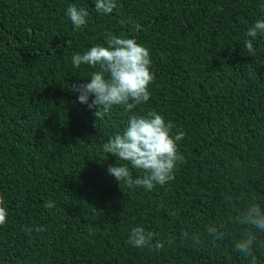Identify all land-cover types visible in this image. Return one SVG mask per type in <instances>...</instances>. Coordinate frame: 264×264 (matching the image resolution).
<instances>
[{
	"label": "trees",
	"instance_id": "trees-1",
	"mask_svg": "<svg viewBox=\"0 0 264 264\" xmlns=\"http://www.w3.org/2000/svg\"><path fill=\"white\" fill-rule=\"evenodd\" d=\"M116 2L103 14L95 0H0V264H253L235 250L248 234L264 264V231L235 222L252 204L264 211V33L245 47L264 0ZM70 5L89 14L79 30ZM107 33L147 48L154 80L147 103L98 119L71 88L96 69L72 57ZM152 111L185 133L184 161L164 186L129 188L107 171L127 162L102 145ZM136 227L152 248L129 244Z\"/></svg>",
	"mask_w": 264,
	"mask_h": 264
},
{
	"label": "clouds",
	"instance_id": "clouds-1",
	"mask_svg": "<svg viewBox=\"0 0 264 264\" xmlns=\"http://www.w3.org/2000/svg\"><path fill=\"white\" fill-rule=\"evenodd\" d=\"M117 8L116 0H95V9L103 14H111ZM66 15L75 30H79L88 23L86 9L70 5ZM131 23V21H129ZM139 29V25H135ZM264 33V18L257 19L245 33L247 39L245 47L248 52H254L253 40L258 34ZM107 46L96 45L83 54H74L72 65L79 68L88 65L96 69L86 83H73L72 91L78 93V102L88 105L89 109H96L95 116L100 119L102 114L108 113L114 107L122 106L131 112L137 105L147 103L151 97L149 90L154 80L150 71L151 59L147 48L131 38H121L112 33L106 34ZM90 97H94L89 103ZM173 124L165 122L164 118L155 111L146 115L133 114L129 117L128 125L122 134H116L102 145L103 151L117 157V160L127 163L109 166L108 174L118 183L123 182L127 187L133 186L153 190L156 185L164 186L175 178V169L184 157L178 151L177 142L181 141L185 133L179 130L172 134ZM141 170L142 176L133 178L129 166ZM55 205L48 202L44 205L51 209ZM8 212L3 207L0 198V226L7 223ZM235 222L246 224L264 231V211L256 204L250 205L243 213L235 218ZM38 227L36 231H44ZM28 232L32 229L28 228ZM207 231L215 239H223L224 233L217 228L209 227ZM153 233L145 232L143 227H136L129 233L128 242L133 247L142 248L152 245ZM254 237L248 234L235 243V250L245 256L252 254ZM164 244L157 241L155 250L163 249Z\"/></svg>",
	"mask_w": 264,
	"mask_h": 264
}]
</instances>
